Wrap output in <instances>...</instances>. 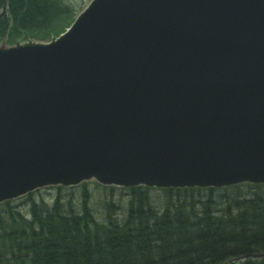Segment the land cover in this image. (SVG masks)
<instances>
[{"label":"water","instance_id":"1","mask_svg":"<svg viewBox=\"0 0 264 264\" xmlns=\"http://www.w3.org/2000/svg\"><path fill=\"white\" fill-rule=\"evenodd\" d=\"M93 181L264 184V0H91L0 41V204Z\"/></svg>","mask_w":264,"mask_h":264},{"label":"trees","instance_id":"2","mask_svg":"<svg viewBox=\"0 0 264 264\" xmlns=\"http://www.w3.org/2000/svg\"><path fill=\"white\" fill-rule=\"evenodd\" d=\"M4 1L0 40L9 43L49 40L77 14L67 0H0V10ZM82 186L79 211L63 196L72 188H56L51 203L28 195L29 216L13 211L14 201L4 203L10 211L7 221L0 211V264H264L257 258L264 254L262 184L161 190V210L152 189H124L129 202L121 223L111 206L98 221Z\"/></svg>","mask_w":264,"mask_h":264},{"label":"rangeland","instance_id":"3","mask_svg":"<svg viewBox=\"0 0 264 264\" xmlns=\"http://www.w3.org/2000/svg\"><path fill=\"white\" fill-rule=\"evenodd\" d=\"M68 3L72 7H74V11L79 14L81 10H83L91 0H67ZM5 1L2 9L0 10V17H3L6 13ZM5 38H8L7 36ZM4 38V39H5ZM84 185V184H83ZM90 193V207L93 210L95 217L98 221L102 222L106 220L108 214V207L111 206V214L114 216L117 221L120 223L126 218L127 210H128V191L124 189H115L111 190V188L106 189L105 187L97 185L95 182L86 183ZM83 187V186H80ZM80 187L75 188V190H63V196H67L66 198L71 202L73 208L76 211H79L82 206V193ZM35 199L42 203L43 201L46 203H51L54 201L55 197L58 195V190L55 188L52 189H43L36 193ZM151 202L154 207L158 210H161V207L165 204V197L162 191L152 189L150 192ZM27 199L22 198L17 201L12 202V210L20 211L22 215L29 216L30 214V206L28 205ZM66 204V203H64ZM165 208V207H164ZM162 208V210L164 209ZM0 211L2 213H6L2 218L7 221L9 217L10 209L5 206V204L0 206Z\"/></svg>","mask_w":264,"mask_h":264}]
</instances>
